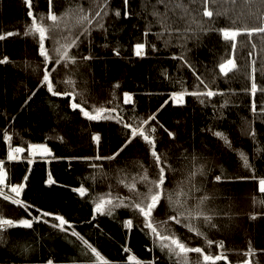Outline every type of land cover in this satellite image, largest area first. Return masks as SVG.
I'll return each mask as SVG.
<instances>
[{"label":"trees","instance_id":"16d2710c","mask_svg":"<svg viewBox=\"0 0 264 264\" xmlns=\"http://www.w3.org/2000/svg\"><path fill=\"white\" fill-rule=\"evenodd\" d=\"M34 12H46V0H33ZM81 2L85 6L89 0H54V10L61 11L67 6ZM102 2V0H101ZM186 3L189 0H185ZM113 7L122 8V0H111ZM155 0H129V10L139 15H132L113 20L112 15L107 18L109 24L115 23L116 29L109 30L106 37L102 30L93 31L94 44L92 46L93 59L89 61H77L79 65L76 73L78 89H86L85 96L88 103L85 105L91 109L92 104L111 107L107 102L112 99L115 90L118 102L123 108L126 120H132L134 116L147 117L163 103L171 91L180 90V81L191 91L198 83L196 75L187 65H182L178 59L182 52L181 44L178 43L180 33H172L157 38L155 35L160 25L153 23L152 31L147 40L149 45L155 43L156 49L146 47L148 53L144 57H137L132 46L137 42L144 41V29L151 16L152 5ZM214 13L229 9L228 15L215 16L212 22L209 18L203 19L213 23L214 27L228 26L231 24L229 17L236 20V24L256 25L259 0H236L233 7L231 0H216L209 5ZM162 7V6H160ZM194 12L202 16V2L196 0L190 4ZM264 10V9H260ZM28 8L25 0H0V33L13 31L18 34L0 40V58L4 55L10 57L8 63L0 64V159L5 160L11 182H24V175L29 179L22 198L44 208L45 210L59 212L67 218L76 221L77 230L85 234L95 243L104 255L115 260L118 264H124L127 253L122 245L127 244L141 259L150 261L155 255L159 257L157 264H172L164 257L159 249L149 251L152 240L145 231H141L142 217L128 209H118L116 218L110 216H97L92 218V196L96 193L110 190L123 195H129L128 189L119 183L121 178L117 169H125L129 174L139 171L142 162L149 167L150 174L156 173L153 158L148 151L149 146L139 137L133 140L116 160H82L67 157L96 156L97 143L93 135L97 132L101 135L99 154L110 155L125 140L130 130L115 120L91 121L70 107V97L53 96L46 87H37L42 78L43 57L39 55L38 39L31 35L25 36L23 32L31 18L27 15ZM123 12V8H122ZM255 14V15H254ZM145 17L147 19H145ZM178 27H184L179 22ZM196 27V25H192ZM191 35V34H189ZM121 45V55L116 56L112 51L116 43ZM108 43V47L103 45ZM252 43L257 47L253 49ZM47 44V43H46ZM187 58L193 63L197 73L211 84L212 87L228 90L235 89V93L225 91L223 95L217 94L211 98L204 97L205 104L200 103V98L188 95L186 103L175 105L169 101L160 112L158 120L165 126L157 124V150L167 152L171 161L177 167H181L177 160L181 154L187 155L194 152L203 155L209 163L211 171L206 177H198L203 180L206 189L214 194V205L221 210L229 211L230 216L219 217L227 222L223 230L211 229L209 238L223 240L227 254L232 264L237 260L245 259L249 243L256 249H264V217L258 216L255 220L250 218L252 211H264V205L258 203L264 198V193L259 192L258 182L254 180H225L217 182L213 177L217 174L224 175H251V171L243 166L239 156L244 151L249 156L250 162L254 163L258 171L264 173V119L251 112L252 95L244 89L251 86V61H256V80L259 86L256 93L257 108L264 102V37L253 34L250 40L247 34H241L237 38L235 59L238 69L231 71L228 77L219 72V63L223 59L233 55L230 43L224 41L222 34L217 31L201 33L200 39L187 41ZM73 54L78 57L86 55L89 51L87 41L79 49L73 48ZM252 55L249 56L248 53ZM173 53L177 58H173ZM39 66V67H36ZM36 70L33 71V68ZM53 82L58 90L68 87L62 83L70 71L76 70L77 65H69L64 68L63 64H49ZM165 70L168 77H165ZM169 77L171 79H169ZM215 79V83H212ZM119 82L120 87L115 88ZM203 88V85L200 86ZM36 95L24 105V101L32 91ZM134 93V104H123V92ZM226 98L231 103L220 108ZM80 102V97H77ZM216 105V110L213 109ZM221 112L224 114L221 116ZM251 122V125L249 124ZM156 123L150 121V124ZM250 127L257 130V138L254 140L249 134ZM167 128L176 133L175 137L168 135ZM7 130L12 134L13 146H24L26 151L22 156H27L28 143H46L52 149L47 159L36 157L32 164L27 159L20 161L7 160L8 143L3 140V132ZM215 131H222L231 141L229 146L225 141L214 135ZM63 137V140L59 137ZM257 148L262 149L257 152ZM62 157V159H56ZM102 165L103 168H93L90 165ZM51 171L56 184L47 185L45 180ZM103 173H107L104 175ZM173 179H180L183 173H167ZM95 177V179H93ZM84 184L89 188L85 197L79 196L73 191L75 187ZM167 184V181H166ZM203 192L195 195H203ZM256 198L257 202L253 200ZM0 212L11 218L26 216L27 212L19 206L13 205L0 197ZM35 213V209H33ZM133 217L134 227L128 232L122 225V220ZM53 219L51 217L47 218ZM82 221V222H81ZM175 230L191 246H202L206 251L218 252V247L213 244L211 249L207 246L203 237L196 236L183 225L171 222ZM99 224L100 228L96 225ZM102 230V231H101ZM70 234L59 232L43 221L36 222L33 229L15 227L8 230L6 244H0V264H45L48 259H53L54 264H70V261L79 257L78 244ZM30 245L27 252H23L21 245ZM197 254H190L195 257ZM259 264H264V252L257 251L254 256ZM218 264H227L220 261Z\"/></svg>","mask_w":264,"mask_h":264},{"label":"snow or ice","instance_id":"6c2138e0","mask_svg":"<svg viewBox=\"0 0 264 264\" xmlns=\"http://www.w3.org/2000/svg\"><path fill=\"white\" fill-rule=\"evenodd\" d=\"M28 12V17L31 18L30 23L26 24L23 35H31L34 39H38V51L39 55L43 57V73L42 78L38 81L37 87H46L47 91L53 96L57 97H70V107L73 110H79V113L91 121L99 120H115L122 124L125 129L130 130L123 143L110 155H100L99 145L101 135L99 132L93 135V139L97 143V155L96 156H81V157H67V159H82V160H116L121 152L133 142L137 137L141 138L148 146V151L156 168V173L150 174L148 166H145L142 162L139 164V171L129 174L125 169H117L121 178L119 183L124 185L128 189L129 195H123L119 192H100L93 195L92 198V218L96 219L97 216H110L116 218L118 209H128L133 215H139L142 217L141 231H145L152 240V246L149 251L159 249L160 253L166 257L172 264H218L220 261H225L227 264H232L225 248L223 240H213L209 238L208 232L211 229L223 230L227 227V222L218 219L219 217L230 216L229 211L219 209L214 205L216 197L209 192L203 180H198V177H206L211 171L208 160L200 154L190 152L187 155L181 154L177 160L180 162L181 167H177L171 161V158L167 152L161 153L157 150V124L160 127H165L157 118V113L169 104L171 101L175 105H183L186 103L185 97L188 95L196 96L200 98V103L205 104L204 97L208 98V102L211 103V98L217 94L223 95L225 91L235 93V89H220L219 87H212L201 74L197 73L193 63L187 58L186 53L190 51L187 49V41L189 39H200L201 33H208L210 31H217L222 34L224 41L230 43L232 56L223 59L219 63V72L228 77V74L238 69V65L235 59V50L237 49V38L241 34H247V37L251 40L253 34H259L264 37V0H259L257 19L259 23L256 25L248 24H236V20L229 17L231 24L228 26L214 27L213 23H209L205 26L206 22L203 17L209 18V22L213 21L215 16L228 15L229 9H224L221 12L214 13L210 4L216 3V0H201L202 2V16L197 18L199 13L194 12L190 4H194L196 0H189L188 3L185 0H155V4L152 5L151 16L153 20L148 21L144 29V41L137 42L132 46L137 57H144L148 53L146 47L150 46L155 50L157 45L147 40L149 32L152 31L151 25L153 23L159 24L160 29L155 34L157 38L163 37L165 33L169 34V41L171 40L172 33H180L178 43L181 44L182 52L179 54L178 59L182 62V65H187L188 68L196 75L198 83L191 91L188 87L183 85V81H180V90L171 91L168 98L147 117L134 116L132 120H126L123 113V108L118 102V97L115 90L112 93V99L107 103L111 104V107L105 105L92 104L91 109L85 105L88 100L85 96L86 89H78L76 83V73L79 65L78 59L82 61L92 60V46L94 44L93 31L96 29L102 30L107 37L109 30H115L117 25L115 23L109 24L107 18L110 14L113 20L120 18L121 15L129 17L132 15H139L129 10V0H122L121 7H113L111 0H89L87 6L84 3L77 2L73 5L67 6L64 10H54V0H46L47 10L46 12H34L33 0H25ZM231 4L234 7L236 0H231ZM162 6V7H160ZM255 15V14H254ZM145 19H147L145 17ZM183 22L184 27H178L176 25L179 22ZM196 25V27H192ZM18 34L13 31H5L0 33V40H5L6 37H10ZM191 34V35H189ZM51 40V47H46V41ZM87 41L89 51L86 55L78 57L71 51L73 48L79 49L80 46ZM104 47H108L109 44L105 43ZM251 47L255 49L256 43H252ZM112 51L116 56L121 55V45L117 42ZM173 58H177V54L173 53ZM252 55L251 52L248 53ZM10 57L4 55L0 58V64L8 63ZM49 64L61 65L64 68H69V65H77L76 70L70 71L66 75L62 83L66 84L64 90H58L57 85L53 82L52 72L56 69L53 67L49 69ZM39 67V66H36ZM33 68V71L36 70ZM264 69V65L261 66ZM256 61H251V86L250 89H244L246 92H250L253 99L251 102V112L254 115H259V118L264 119V102H262L259 109L257 108L256 93L258 91V84L256 80ZM165 77H168V73L165 70ZM169 79H171L169 77ZM212 83H215L213 79ZM203 85V88L200 86ZM119 82L117 81L115 88H119ZM36 95V91H32L31 95L24 101V105ZM80 97V102H77V97ZM134 93L131 91L123 92V104H134ZM230 98L223 100V103L219 106L223 108L231 103ZM213 109L216 110V105H213ZM221 116L224 114L220 113ZM150 121L156 123L150 124ZM251 125V122H249ZM168 135L175 137L176 133L168 130ZM249 134L255 140L257 138V130L255 127H250ZM215 136L222 138L225 143L231 146V141L222 131H215ZM63 140V137H59ZM3 140L8 143L7 148V160L8 161H20L21 159H27L29 164L34 162V158L39 154L40 158L47 159L48 155L52 153V149L46 143H28L27 144V156H22L26 149L24 146L12 144V134L7 130L3 132ZM258 153L262 149L257 148ZM239 156L243 161V166L251 171V175H224L217 174L213 179L217 182L225 180H254L258 182L259 192L264 193V173L258 171L254 163L250 162L248 154L244 151L239 152ZM56 159H62V157H56ZM93 168H103L102 165L92 164ZM181 171L186 173L182 175L180 179L176 180L174 186L173 179L167 173H176ZM107 175V173H103ZM29 179L28 175H24V182H11L9 178V171L6 168L5 160L0 159V197H3L5 201H10L13 205L19 206L27 212L26 216L20 218H11L0 212V244H6L8 240V230L15 227H22L24 229H33L36 222L43 221L49 224L52 228L57 229L59 232L75 238V243L79 247V257L70 261V264H118L117 261L109 259L102 253L99 247L93 243L85 234H82L77 230L76 221L67 218L64 214L59 212L45 210L39 207L27 199L22 198V193L26 188V183ZM95 179V177H93ZM167 181V184H166ZM57 181L53 178L51 171H49L45 184L53 185ZM81 197H85L89 193V188L81 184L73 189ZM203 192V195H195V193ZM257 202L256 198L253 200ZM259 204L264 205V198H260ZM35 209V213L33 212ZM250 218L255 220L258 216L264 217V211H252L249 213ZM53 218L51 220L47 218ZM82 222V221H81ZM122 225L128 232H131L134 227V220L132 216L123 219ZM183 225L190 232L195 233L198 237H203L207 246L211 249V246L215 244L219 251H206L202 246H191L186 242L179 234L173 224ZM100 228V225H96ZM102 231V230H101ZM23 252H27L30 249V245L20 246ZM123 251L127 253V259L124 264H157L159 257L153 256L150 261L141 259L133 252V249L127 244L122 245ZM257 251L264 252V249H256L249 243L247 251L244 253L245 259L236 261V264H259L258 260L254 259ZM197 254L194 258L190 254ZM45 264H54L53 259H48Z\"/></svg>","mask_w":264,"mask_h":264},{"label":"rangeland","instance_id":"374dc122","mask_svg":"<svg viewBox=\"0 0 264 264\" xmlns=\"http://www.w3.org/2000/svg\"><path fill=\"white\" fill-rule=\"evenodd\" d=\"M45 43H47L46 47H51V44H52L51 40H47ZM37 157H39V154H37ZM92 207H93V204H92Z\"/></svg>","mask_w":264,"mask_h":264}]
</instances>
